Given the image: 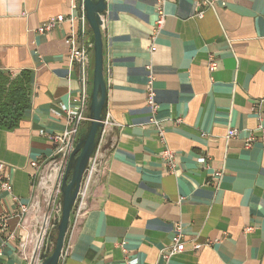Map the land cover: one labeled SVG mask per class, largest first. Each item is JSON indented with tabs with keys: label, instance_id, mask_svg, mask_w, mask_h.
Instances as JSON below:
<instances>
[{
	"label": "crops",
	"instance_id": "crops-1",
	"mask_svg": "<svg viewBox=\"0 0 264 264\" xmlns=\"http://www.w3.org/2000/svg\"><path fill=\"white\" fill-rule=\"evenodd\" d=\"M103 1L107 92L102 114L113 124L103 141L104 160L88 208L72 227L70 252L59 264H127L130 258L166 264L161 253L170 248L177 221L189 248L167 264H264V134L258 129L264 119L252 109L261 102L264 112V0H221L207 6L203 17L197 15L199 0H166L165 27L154 52L157 0ZM71 5L72 0H0V70L33 74L32 106L17 128L0 130V161L14 189V194L0 190V216L7 218L0 228V264H33L41 207L32 204L44 199L31 162L51 158V135L64 127L61 105L81 87L78 68L69 71L70 22L47 33L37 29L52 17L68 15ZM77 6L74 15L86 14L84 0ZM87 29L92 46L88 115L93 117L89 22ZM212 53L218 59L215 71L208 68ZM149 65L165 142L149 124ZM89 128L84 122L79 140ZM230 128L239 130L237 137H227ZM251 133L257 140L246 147ZM166 147L177 155L175 171L161 156ZM219 170L223 176L217 184L213 175ZM19 202L31 206L26 214ZM61 212L59 205L42 260L55 248ZM209 241L191 249L193 242Z\"/></svg>",
	"mask_w": 264,
	"mask_h": 264
},
{
	"label": "built area",
	"instance_id": "built-area-1",
	"mask_svg": "<svg viewBox=\"0 0 264 264\" xmlns=\"http://www.w3.org/2000/svg\"><path fill=\"white\" fill-rule=\"evenodd\" d=\"M221 0H199V12L197 15L199 17H203L205 15V8L214 3H217ZM226 0H223L225 2ZM165 3L166 0H157L156 3V14L157 19L155 21V28L151 33V41L152 45L150 47V51L154 52L157 48L155 39L158 34L164 29V24L167 16V12H165ZM77 0H72L71 11L68 15H58L50 18L48 21L43 23L38 27L37 30L41 33H47L51 30L55 29L57 26L64 23V21H69L70 31L65 37L66 43L69 45L68 59H69V71H73L78 68L80 72L79 76V86L80 90L76 96L70 95L68 98V102L66 104H62L61 108L64 112V127L60 132H54L51 135L52 143L54 145V151L51 158L48 159H40L33 160L31 162L32 167L34 168V176L38 179V186L41 188L42 193L46 198L44 199L45 203L48 204V211L44 214V218L42 221L40 218L38 219V224H42L40 227V234L35 239L34 244V252L43 250L45 246V240L49 234V228L52 226L54 220V214L59 208L57 206V201L60 196H62L63 192V179L67 174L66 171L71 163V155L76 149L77 143L79 142V134L81 132V127L84 122L92 121V117L88 115V106H89V96H88V82H89V64L91 61L90 53L91 47L89 43L86 42V35L88 32V18L85 12H82L79 16L74 15V11L77 8ZM79 21V26L77 27V22ZM208 68L211 71H215L218 68V59L215 54H211L209 58ZM149 70V78L147 82V103L149 106V110L151 113L149 124L157 130V135L161 141L165 142V134L166 129L163 127L161 119L158 117V108L159 103L156 98V89L154 84V72L152 70V66H148ZM253 111H255L260 120L264 119V112L262 109L261 102H256L252 107ZM181 120H178L180 122ZM101 126L98 128L99 131L97 133V137L95 140L96 146L89 157L88 164L84 170V175L82 177L80 183V189L76 199L74 200V204L71 210V220L68 228V233L66 236V240L64 242V247L62 249L61 255L59 257V263L64 261L70 252V233L72 227L76 226L77 223L84 217L85 212L88 208V198L92 192V186L97 181L99 176L100 167L103 164V141L105 139L106 133L108 131V127L113 124L110 115L103 116L101 120ZM258 129L264 134V123H258ZM239 134V130L237 128H230L227 137L233 138L237 137ZM257 137L251 133L246 140V147H251ZM161 156L163 157L166 165L169 170L175 171L176 166V157L175 151L172 148L166 147ZM201 163H206L207 158L205 156H201L199 158ZM7 166L4 162L0 161V190L3 192H7L10 194H14L13 182L11 180L10 175L7 171ZM223 176V171H216L213 175V182L220 184V180ZM51 189L53 193H51ZM46 190V191H45ZM14 199L18 201V197L14 195ZM20 209L23 214H26L31 207L30 205H25L21 202ZM32 207L39 208L41 207V203L38 201H34ZM61 207V205H60ZM7 218L5 216H0V228L5 227ZM174 234L171 239L170 248L162 251L161 256H163L166 264L171 261L173 255L182 253L187 251L189 248V242L185 239L184 227L180 221H177L173 225ZM252 227H249L247 231L252 230ZM15 234H11L9 239L14 240ZM213 242H193L190 246L191 249L198 251L205 245H211ZM21 246L26 249V243L22 242ZM0 248V255H1ZM42 252V251H41ZM40 252V253H41ZM42 254H39L37 258H34L32 255L33 264H41L43 262L41 258ZM127 264H138V259L130 258L127 261Z\"/></svg>",
	"mask_w": 264,
	"mask_h": 264
},
{
	"label": "water",
	"instance_id": "water-1",
	"mask_svg": "<svg viewBox=\"0 0 264 264\" xmlns=\"http://www.w3.org/2000/svg\"><path fill=\"white\" fill-rule=\"evenodd\" d=\"M84 7L86 10L88 22L94 30V57H95V91L92 98V112L93 117L90 123V131L88 135L79 140L76 149L71 155V163L66 171L63 179V192H62V212L61 220L58 224V235L55 243V248L51 254L44 258L41 264H59V257L64 247V242L68 233V228L71 220V210L76 199L84 170L88 164L89 157L91 156L96 143L97 133L99 127L102 125L103 108L106 103L107 86L104 79V43L102 40V28L99 12L105 9L104 1L95 3L93 0H84ZM69 175L71 178L69 179ZM69 179V181H68Z\"/></svg>",
	"mask_w": 264,
	"mask_h": 264
},
{
	"label": "trees",
	"instance_id": "trees-1",
	"mask_svg": "<svg viewBox=\"0 0 264 264\" xmlns=\"http://www.w3.org/2000/svg\"><path fill=\"white\" fill-rule=\"evenodd\" d=\"M32 95L33 74L30 70H0V130L14 129L21 124L25 113L32 106Z\"/></svg>",
	"mask_w": 264,
	"mask_h": 264
},
{
	"label": "rangeland",
	"instance_id": "rangeland-1",
	"mask_svg": "<svg viewBox=\"0 0 264 264\" xmlns=\"http://www.w3.org/2000/svg\"><path fill=\"white\" fill-rule=\"evenodd\" d=\"M46 191V190H45ZM51 193H53V190L51 189ZM43 197V199H45L46 198V196H44V195H42ZM58 203H57V206L58 205H62V196H60L59 197V199H58V201H57ZM42 204H41V209H40V211H39V213H38V217H40V220L42 221V219L44 218L43 216H44V214L48 211V204L47 203H45V201L44 202H41ZM54 221V220H53ZM42 226V224L40 223L39 224V227H38V230H37V234H36V236H35V239H36V237L38 236V234H40V227ZM35 239H34V242H33V246H34V244H35ZM44 246V245H43ZM34 248L35 247H33V252H34ZM44 250H45V247L43 248V250H39V251H37L35 254H33V252H32V255L34 256V258H37V256L39 255V254H42L43 255V252H44ZM54 249L52 248V250L50 251V253H52V251H53ZM41 252V253H40Z\"/></svg>",
	"mask_w": 264,
	"mask_h": 264
}]
</instances>
